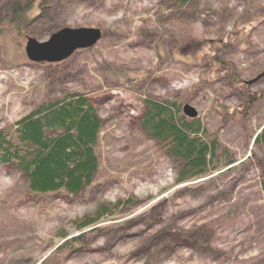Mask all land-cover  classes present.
<instances>
[{"label":"rangeland","instance_id":"374dc122","mask_svg":"<svg viewBox=\"0 0 264 264\" xmlns=\"http://www.w3.org/2000/svg\"><path fill=\"white\" fill-rule=\"evenodd\" d=\"M45 3L57 8L33 20L40 41L62 26L105 32L51 65L1 38L0 129L41 101L85 93L102 120L98 168L76 195H36L20 171L0 165V264H264V151L253 143L264 123V0ZM226 34L235 46L217 55L236 69L239 90L203 64ZM241 92L255 93L250 108ZM145 96L191 105L237 162L177 184L175 162L140 124ZM131 196L136 203L113 217L75 228L98 202ZM77 235L83 243L63 245Z\"/></svg>","mask_w":264,"mask_h":264},{"label":"trees","instance_id":"16d2710c","mask_svg":"<svg viewBox=\"0 0 264 264\" xmlns=\"http://www.w3.org/2000/svg\"><path fill=\"white\" fill-rule=\"evenodd\" d=\"M189 1L178 0L183 6ZM56 8L57 5H47L45 0H0V39L9 41L14 49H21L26 36H32L29 29L33 20ZM243 22L237 25L239 31ZM53 31L54 28H49L48 34ZM238 38L234 41L236 45L243 39ZM216 44L217 47H209V55L204 54L203 64L213 66L233 89L239 90L236 69L217 55L235 45L229 34L217 39ZM22 54L26 58L24 51ZM254 94L241 92L245 108L251 107ZM140 100V124L175 162L177 184L231 168L237 162L205 128L200 117H187L182 112L178 98L145 96ZM101 126L102 120L85 93L68 91L59 98L41 101L9 129H0V165H11L20 171L30 193L76 195L92 182L97 172L95 148ZM253 143L264 151V123L254 135ZM260 186L264 189V163ZM133 203H136L133 196L113 203L100 201L89 214L76 220L75 228L82 231L104 222L117 209ZM63 239V245L84 242L82 235Z\"/></svg>","mask_w":264,"mask_h":264},{"label":"water","instance_id":"95a60500","mask_svg":"<svg viewBox=\"0 0 264 264\" xmlns=\"http://www.w3.org/2000/svg\"><path fill=\"white\" fill-rule=\"evenodd\" d=\"M98 27H68L64 26L40 41L33 36H27L24 53L33 62H58L68 58L77 49L93 46L101 38ZM187 117L197 116V111L189 104L182 107Z\"/></svg>","mask_w":264,"mask_h":264}]
</instances>
